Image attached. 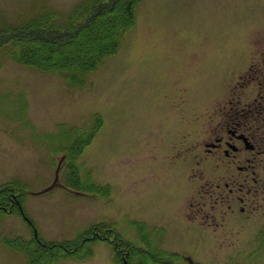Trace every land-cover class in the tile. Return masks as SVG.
Here are the masks:
<instances>
[{
  "label": "rangeland",
  "instance_id": "obj_1",
  "mask_svg": "<svg viewBox=\"0 0 264 264\" xmlns=\"http://www.w3.org/2000/svg\"><path fill=\"white\" fill-rule=\"evenodd\" d=\"M84 3L0 0V185L24 186L23 213L6 209L1 235L99 237L89 257L55 264L139 262L125 245L163 251L150 264H264V193L257 209L241 200L264 178V106L244 116L258 129L255 151L209 150L228 135L222 115L264 93V0H142L83 86L14 58L34 31L73 35L30 28L37 14L62 25ZM5 25L15 34L1 36ZM0 264L29 261L0 242Z\"/></svg>",
  "mask_w": 264,
  "mask_h": 264
},
{
  "label": "trees",
  "instance_id": "obj_2",
  "mask_svg": "<svg viewBox=\"0 0 264 264\" xmlns=\"http://www.w3.org/2000/svg\"><path fill=\"white\" fill-rule=\"evenodd\" d=\"M84 1V4L74 9L66 24H57L58 18L48 13L46 15L37 14L32 18V23L28 25L30 28L62 27L73 34L68 40H57L55 35H36L34 31L27 40L23 41L18 38L21 42L20 51L22 52L14 58L22 64L38 67L46 72H62L70 87L83 86L89 75L102 66L108 57L118 51L126 33L135 25V9L142 0H112L113 4L105 8L102 7V4L106 0ZM84 18L88 23L73 33L72 29H74L75 23ZM15 32V27L11 28V26L5 25L1 30V36L3 34L9 36ZM15 42L16 39H14V44H16ZM23 189L24 186L16 180L0 185V225L6 209H9L10 213H23ZM97 226L90 231H93ZM92 238L93 240H91ZM95 239L97 240L99 237L91 232L90 236L80 235L61 242L48 241L49 243H47L39 235H34L32 239H26L21 235L3 237L0 233V242H5L12 248L25 252L29 264H55L67 259H85L93 254ZM124 247V250L128 252V258H131L134 253L141 254L139 255L140 260L138 259L139 262L136 264L157 262L163 253L161 250H146L134 245H128L129 250L126 245ZM88 249L91 251L85 255L84 251ZM131 260L133 263V259ZM128 264L131 263L128 261Z\"/></svg>",
  "mask_w": 264,
  "mask_h": 264
},
{
  "label": "flooded vegetation",
  "instance_id": "obj_3",
  "mask_svg": "<svg viewBox=\"0 0 264 264\" xmlns=\"http://www.w3.org/2000/svg\"><path fill=\"white\" fill-rule=\"evenodd\" d=\"M260 99H263L262 101H264V93H260V97L256 96L255 98H252L249 101V104L247 105L246 102L242 104L241 99L236 102L237 105L236 107L234 103L233 105V107H235L234 113L230 114L229 117L222 115L224 118L227 119L226 124L225 123L221 124L223 126L222 130L224 127H226L225 129L227 130L228 135H225L224 133L220 134L216 139L217 142H212L209 144V150L218 149L224 143L228 146L225 149V153L230 157L237 156L236 153L242 150L243 147L247 150L255 151L259 145L258 139H260V136L258 134V129L255 124H250L246 119H244V116L245 115L251 116V114L254 115L255 109L253 107H255L256 105H259L260 108L262 107V105L264 106L262 102H260L259 104V101H261ZM238 142L243 146L240 147ZM258 165L255 164L253 166H258ZM260 166L264 167V163L260 164ZM243 168H244L243 166H238L239 170H243ZM254 179L256 183L252 185V188L248 189L247 196L241 197V200L242 203L248 204V206L251 207L252 209H257L260 208L259 207L260 200L262 199L260 195L264 193V189L261 185V181L264 178L263 179L254 178ZM263 199H264V195H263ZM241 210L245 211L246 206H242Z\"/></svg>",
  "mask_w": 264,
  "mask_h": 264
}]
</instances>
